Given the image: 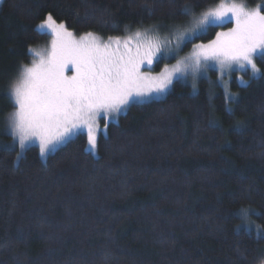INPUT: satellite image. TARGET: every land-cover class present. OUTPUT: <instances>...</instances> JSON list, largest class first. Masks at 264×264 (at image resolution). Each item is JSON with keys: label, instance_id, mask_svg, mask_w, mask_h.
I'll return each mask as SVG.
<instances>
[{"label": "trees", "instance_id": "16d2710c", "mask_svg": "<svg viewBox=\"0 0 264 264\" xmlns=\"http://www.w3.org/2000/svg\"><path fill=\"white\" fill-rule=\"evenodd\" d=\"M176 12L172 0H0V124L28 49L51 40L36 30L48 13L74 36L123 39L190 19ZM242 75L247 85L232 73L229 100L209 79L195 92L174 80L162 99L113 121L94 153L78 134L45 158L33 145L17 160L0 129V264H264V239L236 232L251 219L264 230V78ZM242 206L262 215L233 216Z\"/></svg>", "mask_w": 264, "mask_h": 264}, {"label": "snow or ice", "instance_id": "6c2138e0", "mask_svg": "<svg viewBox=\"0 0 264 264\" xmlns=\"http://www.w3.org/2000/svg\"><path fill=\"white\" fill-rule=\"evenodd\" d=\"M172 2L177 12L171 14V19L177 14L190 19L180 24L153 25L124 39H105L93 32L76 38L53 14L42 19L36 30L52 37L50 47L28 49L35 58L30 66H21L6 93L13 111L6 117L4 133L12 137L9 147L15 150L18 145L20 149L17 160L37 142L43 158L78 134H86L87 150L94 153L98 136L105 135L107 139L113 121L118 123V117L126 115L132 106L162 99L174 80L187 82L191 78L195 92L197 78L208 79L210 71L219 74L221 83L223 77L240 70L251 71L250 78H264L255 62V58L264 60V0L255 7H248L243 0H222L199 13L195 9L205 0L183 6ZM153 15L154 12L148 13L149 17ZM229 23L234 26L216 32L214 39L195 43L209 30ZM161 30H166L167 35H158ZM189 45L191 53L177 59ZM171 59H176V63L166 64L155 75L142 71L144 66ZM240 83L247 85L248 81L240 78ZM223 86L225 99H231L228 85ZM250 214L262 215L243 206L232 213L244 220ZM241 230L250 234L252 226H237L238 234ZM256 239H264L259 226Z\"/></svg>", "mask_w": 264, "mask_h": 264}, {"label": "rangeland", "instance_id": "374dc122", "mask_svg": "<svg viewBox=\"0 0 264 264\" xmlns=\"http://www.w3.org/2000/svg\"><path fill=\"white\" fill-rule=\"evenodd\" d=\"M233 26H234V24H233V23H230V27H233ZM230 27H229V28H230ZM227 30H228V28L225 29V30H223V31H227ZM158 35H160V36H166V35H167V31H159V32H158ZM75 37H76V38H79V37H77V36H75ZM51 39H52V37H51ZM123 39H124V38H123ZM50 42H51V40H50L47 44L42 45V46L38 47V48L35 49V50L39 51V50H44V49L49 48V47H50ZM191 51H192V48L189 49V50H187V51L184 52V53L181 52L180 55H179V57H177V59L189 55V54L191 53ZM34 58H35V57L31 54V58H30L29 63H27V64H25V65L30 66L31 63H32V60H33ZM256 59H257V58H255V62H256ZM175 63H176V59H171V60H169L168 63H167V61H166V63L162 66V69L165 67L166 64H167L168 66H171L172 64H175ZM154 64H155V62H154L153 65H151V66H144V67L142 68V71H145V72H149V71H150L153 75L159 73L162 69H161L160 71H158V72H154V71L152 70ZM256 64H257V63H256ZM257 67L260 68L258 65H257ZM20 70H21V69H20ZM20 70H19V72H20ZM19 72L17 73V76H16V77H18ZM235 72L238 73L237 80H238L239 83H240V78H242L243 80L247 81V79L242 75L243 73H245L243 70L235 71ZM261 72H264V69H261ZM68 74H71V73H68ZM249 74L252 75V74H251V71H249ZM231 75H232V74H231ZM231 75H230V76H225V77H223V83H221V81H220V79H219V74L216 73V72L210 71V72L208 73V79H210V80L212 81V84H216L217 86H220V87L222 88V91H223L224 95H225V89H224L223 84L226 83V84L228 85L227 91H228V93H229V95H230L229 84H230V80H231ZM189 79L192 80L191 78H189ZM9 86H10V85H9ZM9 86H8V88H7L6 93H7L8 90H9ZM12 111H13V107H12V110L9 111V112L6 114V116H5V120H6L7 115H8L10 112H12ZM3 122H4V124H2V125L0 124V125H1V126H0V129L2 130V133H4V125H5V121H4V119H3ZM100 126H101V125H100ZM101 127H102V126H101ZM4 135H6V134L4 133ZM7 136H8L9 145L11 146V145H12V137L9 136V135H7ZM34 146H37V147H38V150H39L38 142H37ZM16 147H17V150L20 151L18 145H17ZM87 148H88V145H87ZM50 153H51V152H49L48 154H50ZM48 154H47V155H48ZM43 158H45V157H43ZM244 224H247V222H246V223H243V225H244ZM248 224H250V225L252 226V229H254V231L257 232V226H259V225H258L254 220L251 219L250 221H248ZM259 230H260L262 233H264V230H263L260 226H259Z\"/></svg>", "mask_w": 264, "mask_h": 264}]
</instances>
